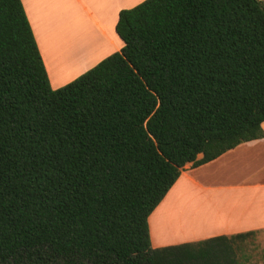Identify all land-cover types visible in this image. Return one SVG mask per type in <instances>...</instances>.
I'll list each match as a JSON object with an SVG mask.
<instances>
[{
  "label": "trees",
  "instance_id": "16d2710c",
  "mask_svg": "<svg viewBox=\"0 0 264 264\" xmlns=\"http://www.w3.org/2000/svg\"><path fill=\"white\" fill-rule=\"evenodd\" d=\"M115 29L123 48L54 90L0 0V264H244L256 232L153 248L149 217L187 164L264 137V2L145 0Z\"/></svg>",
  "mask_w": 264,
  "mask_h": 264
},
{
  "label": "crops",
  "instance_id": "0c3cea01",
  "mask_svg": "<svg viewBox=\"0 0 264 264\" xmlns=\"http://www.w3.org/2000/svg\"><path fill=\"white\" fill-rule=\"evenodd\" d=\"M143 1L132 4L129 0L127 4H132V8ZM22 3L54 90L71 83L107 57L100 58L102 40L114 46V53L124 46L115 29L123 10L121 3L113 9L112 0L107 2L108 7L95 10L86 0H71L78 6L79 17L74 21L63 10V0ZM79 20L87 24L80 26L76 23ZM86 37L94 38L93 46H81ZM262 128L264 131V123ZM202 158L200 154L197 159ZM149 227L153 248L249 232H256L263 242L264 137L242 143L199 167L187 164L149 217Z\"/></svg>",
  "mask_w": 264,
  "mask_h": 264
},
{
  "label": "rangeland",
  "instance_id": "374dc122",
  "mask_svg": "<svg viewBox=\"0 0 264 264\" xmlns=\"http://www.w3.org/2000/svg\"><path fill=\"white\" fill-rule=\"evenodd\" d=\"M87 4H92L91 6L95 8V10L101 8V7H108L107 2H112V0H86ZM129 0H113V9L116 4L121 3L123 5L124 9H131V5L133 3H138L143 0H132V4H127ZM73 3V2H72ZM71 3V0H63V3L61 4L63 7V10L67 13V15L70 17V21H74V19L79 17V13L76 11L77 5H74ZM118 8V7H116ZM133 8V7H132ZM56 24V22H53ZM80 26H84L83 24H87V22H83L81 20L76 22ZM113 28V33H114ZM114 35V34H113ZM82 43L81 46L89 45L90 47L94 44L92 43L93 39L92 37H86ZM103 39V38H102ZM98 40V39H97ZM98 41H101L99 39ZM100 47H102L100 58H103V56H110L114 54V46L112 47L108 41L105 43L103 40L100 42ZM100 49V48H99ZM237 245L240 246L241 251L239 254V257L242 259L244 264H264V237L263 242L259 240V238L254 235L250 236L242 241H237Z\"/></svg>",
  "mask_w": 264,
  "mask_h": 264
}]
</instances>
